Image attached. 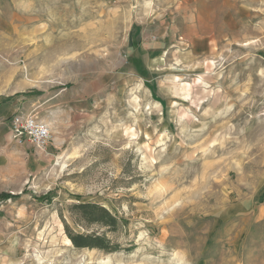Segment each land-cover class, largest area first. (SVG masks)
Segmentation results:
<instances>
[{
    "label": "rangeland",
    "instance_id": "rangeland-1",
    "mask_svg": "<svg viewBox=\"0 0 264 264\" xmlns=\"http://www.w3.org/2000/svg\"><path fill=\"white\" fill-rule=\"evenodd\" d=\"M21 97L52 140L0 150V264H264V0H0V103Z\"/></svg>",
    "mask_w": 264,
    "mask_h": 264
},
{
    "label": "trees",
    "instance_id": "trees-1",
    "mask_svg": "<svg viewBox=\"0 0 264 264\" xmlns=\"http://www.w3.org/2000/svg\"><path fill=\"white\" fill-rule=\"evenodd\" d=\"M33 93H35L33 91ZM38 93L36 95H39ZM1 200L10 198L8 194H0ZM70 211L76 221L84 227L96 226L99 229L107 228L108 233H115L121 228V220L113 215L107 208L97 203L85 202L74 204ZM65 232L72 245L78 249L99 250L106 253H113L119 250L106 232L85 230L84 232H74L66 224Z\"/></svg>",
    "mask_w": 264,
    "mask_h": 264
},
{
    "label": "built area",
    "instance_id": "built-area-1",
    "mask_svg": "<svg viewBox=\"0 0 264 264\" xmlns=\"http://www.w3.org/2000/svg\"><path fill=\"white\" fill-rule=\"evenodd\" d=\"M11 136L18 145L26 141L39 148H46L51 140L52 134L44 123L31 113H16L11 120Z\"/></svg>",
    "mask_w": 264,
    "mask_h": 264
},
{
    "label": "crops",
    "instance_id": "crops-1",
    "mask_svg": "<svg viewBox=\"0 0 264 264\" xmlns=\"http://www.w3.org/2000/svg\"><path fill=\"white\" fill-rule=\"evenodd\" d=\"M140 48L149 49V51L154 52V46H148V44H144V42L139 43ZM150 54V53H149ZM30 97H21L15 101H9L6 103H0V150L5 151L9 148V146H18L19 149L26 148L24 145H18L13 140L10 139L11 134V120L12 117L18 112L20 107H22L26 101L29 100Z\"/></svg>",
    "mask_w": 264,
    "mask_h": 264
}]
</instances>
